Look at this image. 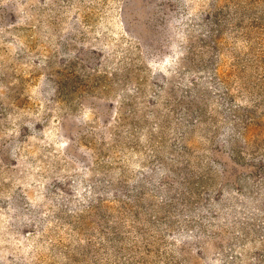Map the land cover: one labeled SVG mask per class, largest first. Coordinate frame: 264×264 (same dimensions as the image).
<instances>
[{
  "label": "rangeland",
  "instance_id": "1",
  "mask_svg": "<svg viewBox=\"0 0 264 264\" xmlns=\"http://www.w3.org/2000/svg\"><path fill=\"white\" fill-rule=\"evenodd\" d=\"M0 264H264V0H0Z\"/></svg>",
  "mask_w": 264,
  "mask_h": 264
}]
</instances>
